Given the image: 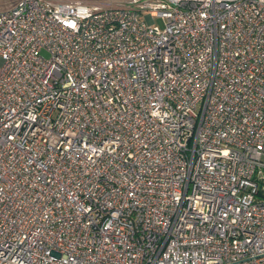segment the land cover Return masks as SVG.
Instances as JSON below:
<instances>
[{
  "label": "built area",
  "instance_id": "built-area-1",
  "mask_svg": "<svg viewBox=\"0 0 264 264\" xmlns=\"http://www.w3.org/2000/svg\"><path fill=\"white\" fill-rule=\"evenodd\" d=\"M0 264H264V0H0Z\"/></svg>",
  "mask_w": 264,
  "mask_h": 264
},
{
  "label": "rangeland",
  "instance_id": "rangeland-1",
  "mask_svg": "<svg viewBox=\"0 0 264 264\" xmlns=\"http://www.w3.org/2000/svg\"><path fill=\"white\" fill-rule=\"evenodd\" d=\"M156 23H157L158 25H160V26L163 25V22H162V20H160V19H157V20H156Z\"/></svg>",
  "mask_w": 264,
  "mask_h": 264
}]
</instances>
